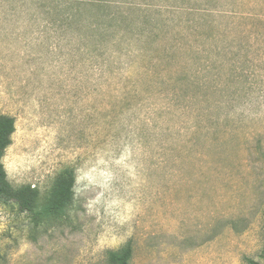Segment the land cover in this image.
I'll list each match as a JSON object with an SVG mask.
<instances>
[{
	"label": "rangeland",
	"instance_id": "374dc122",
	"mask_svg": "<svg viewBox=\"0 0 264 264\" xmlns=\"http://www.w3.org/2000/svg\"><path fill=\"white\" fill-rule=\"evenodd\" d=\"M6 1L2 162L38 201L0 200V264H109L129 243L130 264H264V0H66L82 13L62 20ZM65 172L73 204L45 216Z\"/></svg>",
	"mask_w": 264,
	"mask_h": 264
},
{
	"label": "trees",
	"instance_id": "16d2710c",
	"mask_svg": "<svg viewBox=\"0 0 264 264\" xmlns=\"http://www.w3.org/2000/svg\"><path fill=\"white\" fill-rule=\"evenodd\" d=\"M16 3L19 1L13 0ZM37 5V8L45 15L50 16V14L55 13L59 18L65 19L74 17L82 13V9L68 8L69 4L66 0H32ZM9 3V1H6ZM25 1V3H27ZM6 5H3V0L0 1V14L5 9ZM14 12H17V8L13 6ZM112 16V15H111ZM111 18V17H110ZM209 28L215 29V25L209 22ZM110 26L103 28V32H108ZM219 33H214V31L206 35V118L210 121L211 128L214 125H219L221 117L218 116L217 120L213 119L214 111L219 112L222 109V101L217 100L215 103L211 104L210 97H223L219 79V73L211 74V66L207 62L210 56H220L219 55V43L222 41L220 39ZM105 37V36H104ZM217 50V51H216ZM216 51L215 54L213 52ZM217 61V60H216ZM215 63V62H213ZM219 70V69H217ZM200 98V97H198ZM211 113V116L209 115ZM15 133V119L8 115H0V200L4 203L16 202L21 212H28L34 214L37 208L38 192L31 190L30 188H23L21 190L15 189L8 181L7 173L3 165V157L7 148L12 144V137ZM74 186L75 177L71 172H65L61 175L59 180L53 187L48 202L44 208L45 216L61 217L65 214L67 209L72 206L74 201ZM134 256V249L131 243L127 244L125 247L118 251H111L108 256L109 264H130ZM261 257L264 260V248ZM256 264V263H253Z\"/></svg>",
	"mask_w": 264,
	"mask_h": 264
}]
</instances>
